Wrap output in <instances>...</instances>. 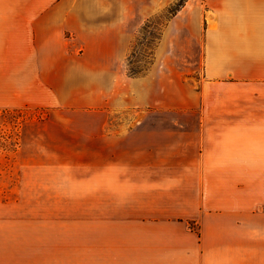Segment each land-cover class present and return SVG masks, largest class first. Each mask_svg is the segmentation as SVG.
<instances>
[{"label":"crops","instance_id":"crops-1","mask_svg":"<svg viewBox=\"0 0 264 264\" xmlns=\"http://www.w3.org/2000/svg\"><path fill=\"white\" fill-rule=\"evenodd\" d=\"M175 1L0 9V110L48 105L78 42L121 63ZM156 55L105 93L80 199L0 204V264H264V0H187Z\"/></svg>","mask_w":264,"mask_h":264},{"label":"rangeland","instance_id":"rangeland-1","mask_svg":"<svg viewBox=\"0 0 264 264\" xmlns=\"http://www.w3.org/2000/svg\"><path fill=\"white\" fill-rule=\"evenodd\" d=\"M180 1L168 5L139 28L121 63L102 64L104 48H89L78 42L77 57L66 65V73L67 77L81 76L50 82L52 90L59 88L65 96L58 98L51 90L48 105L38 107L35 102L29 109L0 110V204L80 199L75 187L90 184V168L103 163L91 157L101 151L91 135L106 119L105 93L119 83L123 72L130 76L129 68L141 71L140 76L152 70L165 27L176 15L173 12L179 9ZM56 3L57 0H0V9L38 10L56 8ZM66 35L71 37L70 33ZM90 73L99 77H85ZM109 74L115 76L107 78ZM194 77L182 75L184 81ZM113 119L137 120V114L132 110L119 112Z\"/></svg>","mask_w":264,"mask_h":264},{"label":"trees","instance_id":"trees-1","mask_svg":"<svg viewBox=\"0 0 264 264\" xmlns=\"http://www.w3.org/2000/svg\"><path fill=\"white\" fill-rule=\"evenodd\" d=\"M187 2V0H181L180 1V3H179V9H177L176 11H174L173 12V14L175 13V14H177L178 12H179V10H181V8L185 5V3ZM174 14V15H175ZM151 22V20L149 21V23ZM159 40H160V38H159ZM134 50H135V47H134ZM133 54V53H132ZM130 58H132V55L129 57V59ZM128 59V60H129ZM129 62H130V60H129ZM151 65H153V63H151ZM129 71H130V76H132V77H136V76H140L141 74H142V72L141 71H137V70H134V69H132V68H129Z\"/></svg>","mask_w":264,"mask_h":264}]
</instances>
